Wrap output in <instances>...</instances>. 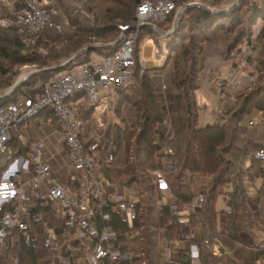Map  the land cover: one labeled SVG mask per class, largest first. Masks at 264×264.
Listing matches in <instances>:
<instances>
[{"label": "trees", "instance_id": "trees-1", "mask_svg": "<svg viewBox=\"0 0 264 264\" xmlns=\"http://www.w3.org/2000/svg\"><path fill=\"white\" fill-rule=\"evenodd\" d=\"M48 1L58 4L76 32L59 43L61 47L47 46L52 47L51 51H48L46 57H41L30 50L24 34L18 29L0 26V92L15 84L18 71L13 67L26 64L47 67L37 75L38 80L26 82L12 95L0 99V107L15 103L23 94L24 88L25 93L35 99L49 79L86 63L93 53L101 56L113 54V48L89 53L83 51V48L89 43V39H104L113 33H117L119 37L120 26L131 25L135 21L138 6L144 1L153 0ZM219 1L221 0H217ZM78 3H82V8L88 13L84 18L87 25H81L77 15H74L79 10L84 11L80 7L79 10L76 8ZM249 4L260 16H264L263 4ZM219 17L201 8L191 7L185 11L182 19L191 31L195 29L204 35L225 19ZM172 20L173 15L161 23L159 29ZM182 22L167 44V49L176 53L173 94L169 108L164 107L157 85L148 74L151 70L145 69L142 73L141 42L150 37L159 44L158 33L145 27L140 31L135 45L136 85L119 95V105L121 102H128L133 106L138 115L137 121L128 124L123 120L122 124L103 131L94 128L95 136L103 146V154L110 149L109 152L114 155L110 165L102 169L106 179L112 184L122 179L125 186L137 188L138 221L132 227L119 212L108 208L104 211L109 216L108 220L98 218L95 223L98 228L109 226L114 230L117 236L115 243L125 244L120 250L131 251L136 255L133 264H176L168 261L160 250L159 233L164 229L168 230L170 241L179 239L183 233L195 231L190 245L198 248L200 264H245L233 253L236 245L242 242L241 232L253 225L264 231V165L254 158L258 151L264 149V85L250 88L249 93L247 90L241 91L234 105L223 103L220 122L200 127L196 91L201 83L203 44L209 40V34L207 39L191 38L188 45L179 47L180 30L186 28L182 26ZM261 34L264 35V29ZM118 37L109 44L116 42ZM25 53L28 55H24ZM74 55H77L76 59L64 71L53 70ZM170 59L169 57L168 61ZM79 99L83 101L80 107L82 119L84 123H88L95 112L94 106L83 94L72 98ZM254 111L262 113V119L253 125H249L251 120L244 124L246 117ZM165 125L170 126L169 134L160 137L159 131ZM166 147L171 150V154H164ZM10 149L8 153H0V179L13 159L28 156L30 145L24 144L17 135L12 140ZM168 163L175 165L173 171L167 169ZM158 173L162 174L167 185V199L156 183ZM250 175L263 182L256 194V219L251 213L246 187ZM198 194L205 196L204 206L195 212H185V205ZM220 196L228 203L229 210L218 213L216 203ZM175 208L179 211L178 216ZM6 210L13 208L7 206ZM40 211L44 215V222L35 224L31 220L32 230L37 236V250L25 245L22 237L14 242L8 240L3 264H14L17 260L19 264H43L48 257L45 224L55 230L68 263L76 264L69 248L78 246L79 241L68 240L65 219L56 216L51 206L41 207ZM215 244L223 249L222 256L211 252L210 248ZM260 250V259L264 264V247ZM192 263L189 253L178 264Z\"/></svg>", "mask_w": 264, "mask_h": 264}, {"label": "built area", "instance_id": "built-area-1", "mask_svg": "<svg viewBox=\"0 0 264 264\" xmlns=\"http://www.w3.org/2000/svg\"><path fill=\"white\" fill-rule=\"evenodd\" d=\"M181 0H153L144 1L138 6L135 21L131 25L120 26L121 35L125 34L122 45L113 54L101 56L93 53L89 60L78 66L66 70L49 79L43 85L42 92L34 99L29 97L23 89V94L13 104L0 107V153L10 152V144L18 135L22 136L26 123L36 119L48 111L54 116L55 122L62 132L70 155V163L77 173L76 187L62 183L53 170L50 159L46 156L45 139L33 141L27 157L13 159L2 174L0 181V250L6 252L8 240L14 241L22 237L25 245L37 250L36 235L31 227V220L35 224L44 222L41 207L51 206L59 218L65 219L67 238L70 242L79 241L73 250L80 248L88 256V264H133L136 255L122 252L117 245L116 233L109 226L97 227L98 218L108 220L105 209L113 208L119 212L132 227L138 221L139 202L128 201L123 195L115 192V184L110 183L103 168H107L113 161L114 155L107 151L102 156L103 146L93 138L83 143L86 136V126L81 116L79 103L82 99L72 100L78 94H83L97 111L106 108L110 103L116 105L120 93L135 84L136 62L134 58L135 45L140 31L151 28L159 32V25L179 11ZM187 7L202 5L211 8L217 0H186ZM21 11L7 21L5 28L18 29L24 35H36L45 30L62 31V25L56 23L54 10L49 8L46 0H21ZM162 48L155 42L154 52L157 58L166 54L169 37L163 36ZM142 73L146 69L141 61ZM241 79L233 77L226 81H216V88L221 92L226 87L231 90L241 89L238 86ZM166 89V86H163ZM79 105V106H78ZM223 110L218 107L211 114L213 122H220ZM256 122L251 120L249 125ZM166 154L171 150L166 147ZM254 158L264 165V149L258 151ZM156 183L161 192L167 191V185L161 173L156 176ZM21 204L25 206L20 207ZM205 204V196L198 194L189 204L185 205V212H195ZM10 206L13 210H6ZM175 214L179 211L175 208ZM45 248L48 257L43 264H69L64 257L58 236L54 229L45 224ZM190 228L189 225H187ZM193 233H183L181 239L191 241ZM215 254L221 255L215 249ZM5 257V254H4ZM60 262H59V261ZM75 260V259H74ZM169 261V260H168ZM14 264H19L17 260ZM77 264V263H76Z\"/></svg>", "mask_w": 264, "mask_h": 264}, {"label": "rangeland", "instance_id": "rangeland-1", "mask_svg": "<svg viewBox=\"0 0 264 264\" xmlns=\"http://www.w3.org/2000/svg\"><path fill=\"white\" fill-rule=\"evenodd\" d=\"M186 3V0H181L179 3V11L173 14L172 22L160 27L158 32V41L160 42L159 46L162 48V51L165 38L163 36L175 32V26L180 19L178 24L179 27V25L183 21L182 18L184 16V13L188 9ZM249 3H257L260 5L263 4L262 11H264V0H221L219 2H215L211 9L222 12L223 14H219L218 17L220 16L219 18L225 19L219 21V24L212 27L211 31H208L204 35H202L198 31H195V29L191 31L189 29V26L187 27V24H185L186 22H182V26L186 28H181L180 30L181 34L180 38L178 39L179 47H181V45H188L191 38L202 39V37H204L207 39L209 34V40L205 41L203 44L200 60L201 83L200 88L196 91V103L198 106L200 127H204L207 124L213 123L210 117L213 111L220 107L219 101L222 103L226 102L230 105H234L235 100L237 99V95L241 93V91L247 90V93H249L251 89L264 85V35L261 34V31L264 29V16H260V14L257 13V11L252 8ZM47 5L49 8L54 10L55 21L59 25H62V31L56 32L51 30L53 34L51 35L50 33V35L48 36H46L44 31L39 36L24 35L30 50L32 52H36L41 57H46L48 51H51L50 48L55 47L52 45H60L59 43H61L65 39H68L76 32L74 27L70 25V22L63 15L62 9L58 6V4L47 0ZM78 7H80L81 9L82 3H78L76 5V8L78 9ZM3 8L5 7H2L0 9V18L2 17L0 19V26L2 27H4V21H7L13 16ZM82 9L84 11L78 9V14L76 13L74 15H77V18L81 25H87V22L84 18L86 17V14L88 15V13L86 9ZM79 16H81V18H79ZM117 37L118 34L113 33L111 35H108V37L104 39H89V43L84 48L92 45H109V42ZM120 37L121 35L118 38ZM170 37L171 36H169L168 38L169 42H171ZM155 42L156 40L150 37L145 38L141 42V61L145 64L146 69L151 70V72H148V74L155 83L162 81V86H164V81H170V84L173 88V65L176 53L166 49V54L162 55L161 58H157L154 52V48L156 46ZM219 53L222 57V61L225 62L228 69L230 70L229 75L226 69L222 70V74H219V71L215 72L214 70H212V72L207 75L210 70V66L217 65L216 62H218L219 66L222 62L216 60V56ZM24 55L27 56L28 53H25ZM169 57L171 59L168 61ZM208 59L210 60L209 63L207 62ZM41 67V65L33 64L13 67L18 71L15 83L18 80H22L24 81V83L22 84L23 86L26 82H34L38 80L39 78L37 79V75L41 73L42 70H45L47 68ZM165 70L167 71V76L164 75L166 72L164 74L160 72ZM237 75L238 79H241L238 84V86H241V89L231 90L232 88L228 86L226 87L227 89L225 91L220 92L216 87H213L214 89L206 87L209 83L208 78L212 79L218 76L221 79L220 81L225 80L227 82L231 78L235 76L237 77ZM135 85L136 81L134 86ZM201 85H204V87H201ZM129 95L131 94L129 93ZM118 111L120 113H118ZM102 115V113H99L98 117H96V115H92L89 122L86 123V125L90 129H92L94 138L97 140L98 138L95 136L94 128L96 130L98 129L103 131L111 128L116 124H122L123 120H125L128 124H133L137 121L138 118L135 109L128 102H125L123 104L121 102V104L119 105V98L116 103L115 109H113V113H111V116H109V118H106L105 120ZM262 117V113L254 111L250 116L246 117L244 124L249 122L250 119H253L257 123L262 119ZM97 118H99L100 120H98ZM19 137L24 144H29L30 146L33 140L36 141L37 139H39L37 134L36 136L33 135L32 139L28 137V134H26L25 136L24 133ZM82 141L83 143H87L88 139L82 138ZM108 150L110 151V149ZM0 164H2V162ZM2 176L0 181L2 180ZM216 208L218 209V211L224 210L226 208V203L223 196H220L218 198ZM61 252V248L57 250L58 254H60ZM85 257L88 259L87 255H85Z\"/></svg>", "mask_w": 264, "mask_h": 264}, {"label": "crops", "instance_id": "crops-1", "mask_svg": "<svg viewBox=\"0 0 264 264\" xmlns=\"http://www.w3.org/2000/svg\"><path fill=\"white\" fill-rule=\"evenodd\" d=\"M20 1L21 0H0V7L1 8L5 7L3 9H5L7 12H9L12 15H15L21 11ZM44 33L46 34V36L50 35V33L51 35L53 34L51 30H45ZM216 60L217 61L219 60L220 62L222 61V57L220 53L216 56ZM207 62L209 63L210 60L208 59ZM216 63L217 65L210 66L211 68L209 67L210 70L209 72L207 71L208 72L207 75H209L210 72H212V70H214L215 72L219 71V74H222L223 69H226L229 75L230 70L228 69L225 62L222 61L219 66H218V62ZM202 65H203V62H202ZM160 72L163 74L166 72L164 75L167 76L166 70L160 71ZM208 79H209V83L207 84L208 86L206 87H209L211 89H214L213 87H216L217 80L218 81L221 80L218 76H216V78H212V79L208 78ZM161 82L162 81L157 82L156 87L164 103V107L168 109L170 106L171 98H172L173 88L170 84L171 83L170 81L163 82V85L166 86V89L163 88ZM201 87H204V85H201ZM82 102L79 103L80 107H81ZM223 103L222 102L219 103L222 109H223ZM115 106L116 105H114L113 103H110L106 106V108L102 107L98 109L97 111H95L93 115H96V117H98V114L102 113L103 118L106 120V118H109V116H111V113H113V109H115ZM97 119L100 120L99 118ZM85 126H86L87 139L88 140L93 139L94 135L92 133V129H90L86 125V123H85ZM169 129H170L169 125H165L161 127L159 131V136L160 137L167 136L169 134ZM23 133L25 136L26 134H28V137L30 139H32L33 135L36 136V134L38 138L45 139L46 156L50 159L52 168L59 176L60 181L62 183L70 184L76 187L79 176L77 175V173L71 166L70 155H69V151L67 149L66 143H65L64 136L62 132L59 130V127L55 122L53 114L48 111L47 113H44L41 116L37 117L36 119L26 123L24 126ZM164 154L166 153L164 152ZM100 155L102 156L103 152L100 153ZM166 167L168 170H171V171L175 169V165L172 163H168ZM262 183H263L262 180L256 179L252 175H250V179L246 181V187L249 192V198H250L251 213L254 219L257 218V210H258L257 205H256V194H257V190L261 188ZM115 186H116L115 192L123 195V197H125L126 200L131 201L134 199L138 201L139 199L138 191L135 186L134 187L125 186L124 181L122 179L118 181L115 184ZM167 192L168 191L162 192L165 199L168 198ZM225 203H226V208L224 210H229L228 203L226 201ZM24 206H25L24 204L20 205L21 208H23ZM216 210L218 213L223 211V210L218 211L217 208ZM247 215L249 217V214ZM192 233L194 234L195 231H192ZM240 236H241L242 242L236 245L235 250L233 252L234 255L238 259L243 261L245 264H263V262L260 259V254H261L260 248L264 247V231H262L261 229L253 225L251 228L241 232ZM159 241H160L159 243L160 250L165 254L167 260L178 264L181 262L182 257L190 253L193 259L192 264H200V262L198 261V252H199L198 248L196 246H191L189 242L182 240L181 237H179V239L177 240L170 241L168 237L167 229L160 231ZM210 249H211V252L214 254L216 252L215 249H218L221 252V255L218 254V256L223 255V249L221 248L220 245L215 244ZM4 254H5L4 251L0 250V264H3ZM73 255H74L75 262L77 264H88L87 258L85 257V255L83 254L80 248L78 247L75 248L73 250Z\"/></svg>", "mask_w": 264, "mask_h": 264}, {"label": "water", "instance_id": "water-1", "mask_svg": "<svg viewBox=\"0 0 264 264\" xmlns=\"http://www.w3.org/2000/svg\"><path fill=\"white\" fill-rule=\"evenodd\" d=\"M188 8H191V7H188ZM200 8L205 10V11H207V12H209V13L215 14V15L223 14L222 12L212 10L211 8L206 7L204 5H202ZM181 17H182V15H181ZM179 21H180V19L178 20V22H177V24L175 26V29L178 28ZM173 33L167 34L165 36L166 37L172 36ZM124 40H125V34L121 35V37L116 42H114L112 44L87 46L86 48H84V51L86 53L96 52V51H98L100 49H104V48H113L114 51H117V49L122 45ZM76 57H77V55H75L74 57H72L69 60H67L63 65L53 68V70H55V71H64L76 59ZM23 83H24V81L18 80L13 87H11L10 89H8V90H6L4 92H0V99H3L5 97H8V96L12 95L13 93H15L22 86Z\"/></svg>", "mask_w": 264, "mask_h": 264}]
</instances>
